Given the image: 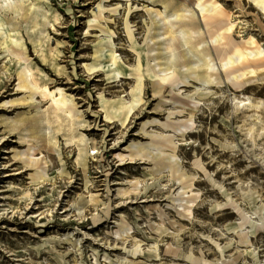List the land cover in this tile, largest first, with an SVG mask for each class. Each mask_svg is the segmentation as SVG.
<instances>
[{
    "label": "rangeland",
    "instance_id": "rangeland-1",
    "mask_svg": "<svg viewBox=\"0 0 264 264\" xmlns=\"http://www.w3.org/2000/svg\"><path fill=\"white\" fill-rule=\"evenodd\" d=\"M12 1L0 0V4ZM209 1L221 5L222 17L203 22L197 14L186 22L204 29L194 45L209 40L232 19L237 22L232 32L234 43L243 49L264 48V13L251 1L205 0ZM238 1L241 9L235 6ZM163 4L166 14L182 5L192 8L191 0H42L31 13L24 7L16 14H6L8 29L17 33L23 48L11 44L8 52L1 44L4 37H0V264H117L124 254L114 248L116 242L108 232L115 229L113 220L119 213L133 227L142 247L157 241L149 234L148 224L159 221L146 207L157 204L165 208L177 185L165 172L153 173L152 163L137 159L120 165L115 154L126 153L123 149L131 141L146 142L139 132L141 124L154 118L163 122L169 106L159 112L152 109L156 99L145 79L143 101L122 126L125 111L118 118L106 119L99 95L106 101H130L138 50L130 44L127 30L139 46L148 28L161 36L150 9L163 10ZM249 38H253L252 47L245 44ZM173 46L181 55L178 41ZM101 48L113 51L122 75H110V67H100L112 64L108 52L94 56V49ZM210 51L218 63L230 47ZM141 62H146L143 55ZM86 65L92 69L87 71ZM25 67L41 88H61L72 96L79 116L68 119L41 93L35 94V105L25 103L23 93L15 87L18 73ZM256 67H264V58L247 62L241 69ZM225 76L223 72L213 76L216 81L208 88L210 95L201 98L195 124L176 150L201 192L194 219L182 222L185 230L177 240L164 237L157 241L156 254L145 251L139 260L146 264H190L194 259L197 264L201 260L210 264L222 258L236 264H264V228L250 229L252 247H248L237 234L225 231L238 216L228 205L223 209L229 198L247 212L264 214V129L259 123L252 126L254 117L244 119L254 110L233 109L234 99L246 103L249 97L264 102V70L240 87L227 82ZM198 87L194 82L183 89L190 93ZM257 113L264 125V106ZM147 130L160 131L155 125ZM29 144L35 147V156L45 161V180L32 181V171L13 156ZM209 175L217 183L213 184ZM135 179L145 184L137 195L118 197L117 189L127 188ZM165 212L170 220H178L173 209ZM66 237L77 240L78 245L68 243ZM164 243L181 248L177 258L165 252Z\"/></svg>",
    "mask_w": 264,
    "mask_h": 264
},
{
    "label": "bare ground",
    "instance_id": "bare-ground-1",
    "mask_svg": "<svg viewBox=\"0 0 264 264\" xmlns=\"http://www.w3.org/2000/svg\"><path fill=\"white\" fill-rule=\"evenodd\" d=\"M41 1L13 0L12 2H5V5L0 4V37H4V41L1 44L4 49H7L6 51L10 52L8 49L11 44L23 48V44L20 38H18L17 33L8 29V21L5 18L6 14H16L23 10L24 7H27L29 13H31ZM188 1L184 0V2ZM226 1L228 2L229 0ZM249 1L264 13V0ZM25 2H27L26 5ZM239 3V1L236 2L235 6L241 9ZM191 4L192 8L182 5V7L168 14H166L167 6L165 4L162 5L163 10L156 9L152 11L150 9L153 12L152 23L158 28L161 27L162 35H154L152 29L148 28L144 42L140 46L134 42L132 32L127 30L130 44L138 50V60L132 68L135 72V84L129 92L130 101L128 102L123 99L106 101L102 95H99L100 106L105 113L106 119L118 118L125 111L123 120H120L122 126H124L128 115L143 101L141 94L145 79L148 80L151 87L152 97L156 99V103L152 109L159 112L163 106H169L163 122L154 118L150 121L146 120L141 124L139 132L147 139L146 142L141 140L131 141L123 149V152L126 153L115 154L120 165L124 160H129V162L137 159L148 161L154 165L153 173L160 174L165 172L177 185L176 189L168 196L171 203L164 205L165 208L157 204L146 207L148 211L152 210L156 213L159 221L157 223L149 221L148 224L149 234L155 237L157 241L163 240L164 237L177 240L179 234L185 230L182 222L191 223L194 219V210L200 200L201 192L195 188V177L188 175L183 168L182 161L177 156L176 150L182 144L180 141L186 140V134L190 132V129L195 124V114L200 108L201 98L210 95L208 88L216 81V77L213 78V76L223 72L226 75L225 79L227 82L240 87L246 83L249 77L257 76V74L264 70V67L241 69L247 62L264 58V48L259 45L252 49H243L234 43L232 32L236 29L237 22L232 19H229L225 28L216 32L209 40H202L197 45H194L193 42L196 39L202 38L204 29L192 28L186 22L194 20L197 14L203 22L206 18H220L222 17V7L218 2H205V0H191ZM96 9L100 10V5ZM111 36V33L107 34V41L110 46H112ZM175 41H178L180 45L181 55L177 53L173 46ZM98 42L101 41L99 40ZM245 44L251 47L254 46L253 38L247 39ZM158 45L161 46L160 49L155 50ZM227 46L230 47V52L223 55L218 63L214 62L210 50H218ZM106 52L110 53L112 64L108 66L101 64L100 67L103 70L110 67V75H122V70L116 66L118 59L112 50L106 51L104 48L94 49V56L98 57ZM142 55L146 61L144 65L141 62ZM85 68L87 71H90L92 66L86 65ZM109 73H106L107 77ZM194 82H198L200 87L193 89L190 93H186L183 87H188ZM15 87L16 90L23 93L21 98L27 104L35 105L34 96L37 93H41V95L50 98L55 111L61 112L68 119L73 120L79 116L80 111L77 109L72 96L66 94L61 88H56L53 91H50L46 86L41 88L34 81L30 69L27 67L19 71ZM165 93L166 95H164ZM234 101L233 109L235 111L254 110L253 115L244 116V119H252L254 117L255 121L252 126L259 123L261 129H264V125L261 124L257 113L264 106L263 101L252 100L249 97H246V103L236 99ZM180 117L184 118L178 119ZM154 125L159 127L160 131L147 130L148 126ZM251 129H249V132ZM34 152L35 147L29 144L25 150L14 151L13 156L22 163L23 167L32 171L29 174L31 180L38 182L46 178V165L42 156L36 157ZM262 164H264V161ZM207 177L213 184L217 183L211 175ZM143 185L145 184L139 179L129 181L127 188L117 189V196L127 198L133 194L137 195ZM249 188L250 186L247 189ZM227 205L231 208L232 213L238 216V221L236 220L230 226H227L225 231L234 232L242 244L252 247L251 236L249 234L250 229L256 226L264 228V214L257 215L247 212L229 198L223 204L225 206L223 209H228ZM121 206H124V204L122 203ZM166 209H173L178 220H170L165 212ZM113 223L115 224V229H111L108 233L116 242L114 248H119L124 254L120 260L117 259V264H146L139 260L145 251L152 254H156L159 251L160 245L157 241L151 243L146 248L142 247L141 240L135 237L133 227L127 223L122 213H119L115 217ZM226 232L221 233V235L226 237ZM71 239L72 237L70 239L66 237L68 243L77 246L78 241L74 240L73 242ZM228 240L232 241L233 239L230 238ZM164 245L166 253L172 254L174 258L178 257L181 252L179 246H173L171 243H164ZM95 252L96 250L92 249L93 255ZM94 260L97 261L96 257H94ZM104 260L108 261V258L104 257ZM197 263L194 259L190 264ZM206 263L207 261L201 260L200 264ZM210 264L236 263L233 259L226 260L222 258L221 261ZM257 264L260 263L257 262Z\"/></svg>",
    "mask_w": 264,
    "mask_h": 264
}]
</instances>
